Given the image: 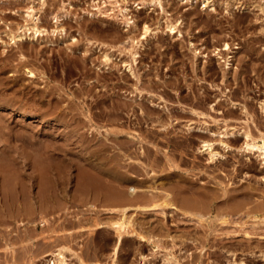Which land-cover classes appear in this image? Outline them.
Returning <instances> with one entry per match:
<instances>
[{
    "label": "rangeland",
    "instance_id": "rangeland-1",
    "mask_svg": "<svg viewBox=\"0 0 264 264\" xmlns=\"http://www.w3.org/2000/svg\"><path fill=\"white\" fill-rule=\"evenodd\" d=\"M163 1L164 10L158 0H0V264H183L165 260L168 251L186 264H227L233 254L264 264V225L254 229L246 215L249 207L264 216L253 196L264 191V153L244 149L241 135L224 138L229 147L215 139L224 157L213 160L199 146L225 129L250 128L263 142L264 0ZM165 16L182 31L169 32ZM153 175L177 179L179 193L199 176L197 206L220 201L232 222L210 227L176 209L129 207L135 222L115 254L119 230L108 221L120 218L121 201L108 195L129 176ZM156 224L194 233L165 236L149 228ZM57 248L64 262L47 255Z\"/></svg>",
    "mask_w": 264,
    "mask_h": 264
},
{
    "label": "bare ground",
    "instance_id": "bare-ground-1",
    "mask_svg": "<svg viewBox=\"0 0 264 264\" xmlns=\"http://www.w3.org/2000/svg\"><path fill=\"white\" fill-rule=\"evenodd\" d=\"M153 1V0H152ZM205 1H209V0H204V2ZM158 2H159V4L162 6V9L164 10L165 9V5H164V3H165V1H163V0H158ZM193 9V8H192ZM193 12V11H192ZM28 14H31V11H28ZM188 14H190L191 15V13L190 12H188ZM193 14V13H192ZM194 15V14H193ZM166 17V16H165ZM190 17V16H189ZM33 18V17H32ZM32 21H33V19H31ZM36 19L34 18V21H35ZM131 20L130 19H128V22H130ZM176 21V20H175ZM132 22V21H131ZM135 22V21H134ZM150 22V21H149ZM162 23V21L160 20V19H158L157 20V24H161ZM143 25V31H142V33H140V34H142V36H145V33H147V31L149 30V29H151V24L150 23H148L147 22V20H145L144 21V23L142 24ZM18 27H20V26H18ZM165 27H166V29L169 31V32H174L175 31V28H176V30L179 32V31H182L181 30V28H179V24L177 23V22H173L169 17H166V20H165ZM260 27V26H259ZM30 28V26L29 27H27V29H29ZM34 29V34L33 35H38L40 32H38V30H39V28L38 27H35V25H34V27H33ZM23 30H24V28H23ZM32 30V31H33ZM32 31H30V32H32ZM16 32V31H15ZM21 32V31H20ZM27 31L26 30H24V32H21V33H18V32H16L17 33V37L14 35L13 36V40H15L16 41V39L18 38V39H23V38H25V36L27 35V33H26ZM38 32V33H37ZM12 33H14V32H12ZM11 33V34H12ZM15 33V34H16ZM180 33V32H179ZM196 35V34H195ZM129 37V36H128ZM15 38V39H14ZM132 38V37H131ZM58 40V39H57ZM140 40V39H139ZM227 41V40H226ZM18 42V40L16 41V43ZM191 43L192 44H194L192 41H191ZM254 43V42H253ZM224 49L225 48H228L229 46H228V43H224ZM250 45V44H249ZM253 45V44H252ZM252 45H251V47H252ZM80 46V45H79ZM136 47V46H135ZM134 47V48H135ZM253 47H254V45H253ZM79 48V47H78ZM133 48V49H134ZM133 49H131V50H133ZM223 49V48H222ZM22 50V49H21ZM138 50V49H137ZM137 50H134L131 54L133 55V60H137L138 59V51ZM17 51V50H16ZM18 51H20V50H18ZM18 51L16 52V56L18 55ZM196 52H197V48H196V50H195ZM255 51V50H254ZM253 51V52H254ZM177 52V51H176ZM218 52H220V51H218ZM21 53V52H20ZM22 54V53H21ZM142 54H144V53H142ZM141 54V55H142ZM178 54V53H177ZM249 54V53H248ZM252 54V53H251ZM22 55H24V54H22ZM22 55H21V57H22ZM11 56H12V54H11ZM20 56V55H19ZM104 56H105V58H107L106 60H108V59H110L111 58V54L110 53H108V52H106L105 54H104ZM12 57H14V56H12ZM143 57V56H142ZM141 57V58H142ZM250 57V56H249ZM11 58V57H10ZM17 58H18V56H17ZM84 58V57H83ZM19 59H20V57H19ZM229 59V58H228ZM14 60V59H13ZM17 62V61H16ZM15 62V63H16ZM129 62V61H128ZM133 62H135V61H133ZM2 64V63H1ZM259 64V63H258ZM23 65V64H22ZM19 66H21L20 64H19ZM24 66H27L26 65V63H25V65ZM24 66H23V68H24ZM16 67H17V65H16ZM20 67H18V69H19ZM33 68V67H32ZM214 68V67H213ZM15 70H17L16 68H14ZM31 69V68H30ZM130 69L133 71V69H132V67H130ZM20 70H22V69H19V71ZM246 70V69H245ZM32 71V74H34L33 72H34V70H31ZM208 71V70H207ZM206 71V72H207ZM212 73V72H211ZM245 74V73H244ZM140 75V74H139ZM240 76V75H239ZM175 78V77H174ZM141 79V78H140ZM224 79V78H223ZM183 80V79H182ZM168 83V82H167ZM172 84H174V83H172ZM171 84V85H172ZM176 86V85H175ZM252 87V86H251ZM170 88V87H169ZM177 90V89H176ZM169 93V92H168ZM236 93V92H235ZM206 95V94H205ZM235 95V94H234ZM233 95V96H234ZM195 97V96H194ZM193 97V98H194ZM207 98V97H206ZM192 99V98H191ZM263 99V98H262ZM199 100V99H198ZM233 103V102H232ZM235 103V102H234ZM217 104V103H216ZM208 105V104H207ZM211 105L213 106L214 105V103H212L211 102ZM204 106V105H203ZM248 106V105H247ZM237 107V106H236ZM243 107V106H242ZM262 107L264 108V102L262 103ZM261 107V108H262ZM131 109H132V107H130ZM254 110V109H253ZM252 110V111H253ZM16 111V110H15ZM197 111H198V109H197ZM178 114V113H177ZM246 114V113H245ZM256 114V113H255ZM22 117H30L31 115H30V113L29 112H27V111H21V114H20ZM33 115V114H32ZM170 115V114H169ZM172 116V115H171ZM236 117V116H235ZM177 119V118H176ZM172 119L170 118V121H171ZM174 120V119H173ZM218 120V119H217ZM28 122V121H27ZM258 123H260V122H258ZM33 124V123H32ZM201 125V124H200ZM198 126V129H199V132L200 131H202V132H204V133H206V132H208L209 131V133H211V130H210V127L209 126H204L203 124V126ZM207 125V124H206ZM224 125V124H223ZM262 125V124H261ZM191 124L189 123V127L188 128H191ZM246 126V125H245ZM240 127V126H239ZM264 127V126H263ZM225 128V127H224ZM223 128V129H224ZM233 128V127H232ZM237 128V127H236ZM229 129V128H228ZM250 129V128H249ZM249 129H244L243 128V130L242 129H234V130H222V131H219V130H217L216 132L215 131H212V133L211 134H213V135H216V137L214 136H211V134H210V138H206V137H204L203 138V140H202V143H201V145H199L200 147H201V149H205V150H207L208 151V153H209V158L210 159H214L215 157H219V156H223L224 154H221V152H219L217 149H215V147L213 146L214 145V140L215 139H219L220 140V142H222V144H225V146L226 147H229L225 142H224V138H226V137H231V136H234V137H238L239 135H241L243 138H244V141H243V148L244 149H247V150H250V151H252V150H255V149H259V151H260V153H264V137H263V135H261L262 136V143H259V141L257 140L258 138H257V136H255ZM123 130V129H122ZM252 130V129H251ZM201 132V133H202ZM144 133V132H143ZM139 134V133H138ZM131 136H132V134H131ZM218 136V137H217ZM133 137V136H132ZM193 138V137H192ZM186 139V138H185ZM196 139V138H195ZM82 140V139H81ZM235 140V139H234ZM237 140H238V138H237ZM191 142H193V141H191ZM151 143V142H150ZM217 143V142H216ZM231 143V142H230ZM138 146V145H137ZM153 146V145H152ZM155 146V145H154ZM217 146V145H216ZM142 148V147H141ZM168 155V154H167ZM224 157V156H223ZM176 159V158H175ZM224 159V158H223ZM168 160V159H167ZM174 160V159H173ZM221 161H223V160H221ZM174 162V161H173ZM226 162V161H225ZM176 163V162H175ZM179 166V165H178ZM133 167H135V166H133ZM201 167V166H200ZM223 167V166H222ZM203 169V168H202ZM217 169V168H216ZM219 169V168H218ZM136 170V169H135ZM116 172V171H115ZM135 172H137V171H135ZM145 172V171H144ZM149 172V171H148ZM118 173V172H117ZM120 173V172H119ZM118 173V174H119ZM122 173V172H121ZM121 173H120V175H121ZM211 173V172H210ZM125 174V173H124ZM123 174V175H124ZM141 174V173H140ZM145 174H147V173H145ZM180 174L182 175L183 173H181L180 172ZM179 174V175H180ZM115 175V174H114ZM123 175H122V177H123ZM178 175V176H179ZM194 176L196 175V174H193ZM126 176H128V175H126ZM126 176H125V178H126ZM189 176V175H188ZM214 176V175H213ZM120 177V176H119ZM168 177V179H170V180H162V178L161 177H157V176H148L147 178H145V179H143L142 177L140 178V179H142V180H139V178H138V180H137V177H134L135 179L134 180H132V176L130 177H128V178H130V179H127L128 180V183H126L125 185V188H122V189H119V190H117V195L115 194V196H113V195H108V199H110V200H118V201H121V202H119L120 204V206H118L119 208H120V211H121V216H120V218L118 217V219H116V220H109L108 222L112 225V226H114V227H116L118 230H116V231H118L119 232V235H118V237H117V239H116V245H115V254L117 253V250H118V247H119V244H120V242L122 241V239H123V237H122V235H123V233L124 232H126V230H127V224H131V223H134L135 221L133 220V222H132V220L129 218V215L127 214V210H128V208L129 207H133V208H135V210L136 209H142V210H150V209H153V208H158V207H160L161 209H162V213L163 214H166L167 213V208H171L170 210H179L181 213H183L184 214V216L185 217H187L186 219H188L189 221H194V219H197L198 221H200V222H205L206 223V225H209L210 227H213V225H216V223H215V221H217V222H219V223H222V225H224V223H226V222H232V220L229 218V216H231L233 213L230 211H224L223 210V207L221 206V204H222V202H220L219 201V203H217V205H215V206H213V207H210V208H207V210H204L202 207L200 208L199 206H197L198 205V203H200L201 204V202H199L197 199L198 198H196V196H195V192L196 193H200V191H199V184H197V180L195 181V179H198L199 178V176H197L198 178H196V177H189L190 178V180L191 181H189V183H191V185H192V187H190L189 189H187V188H185L184 189V191H183V193H179V191H176L175 190V182H177V181H175V180H177V179H174L172 176H170V178H169V176H167ZM183 176H181V178L179 177V182H180V179L181 180H183L182 182H186L187 183V181L189 180V179H187L186 178V180L187 181H184V177H185V175H184V179L182 178ZM193 178V179H192ZM174 179V180H173ZM208 179V178H207ZM230 179V178H229ZM121 181L123 180V178L122 179H120ZM200 180V179H199ZM175 181V182H174ZM195 181V182H194ZM123 182V181H122ZM125 182V181H124ZM123 182V183H124ZM169 182V183H168ZM174 182V183H173ZM181 182V183H182ZM223 183L224 181L223 180H221V181H218L217 183ZM183 184V183H182ZM185 184V183H184ZM225 184V183H224ZM188 185V184H187ZM209 186H210V184H208ZM190 186V185H189ZM204 186H206V185H204ZM209 186H206V187H209ZM256 186V185H255ZM188 187V186H187ZM211 187V186H210ZM245 187V186H244ZM257 187V186H256ZM205 188V187H204ZM212 188V187H211ZM213 188H214V186H213ZM244 189H246V188H244ZM244 189H242L241 191H243ZM181 190V189H180ZM227 190H229V189H227ZM231 190V189H230ZM235 189H233V191H234ZM239 192H240V190L239 189H237ZM217 190H215V192H216ZM232 191V192H233ZM236 191V190H235ZM246 191V190H245ZM245 191H243L244 193H245ZM253 191V190H252ZM202 192H204V190L202 191ZM218 192V191H217ZM225 193L227 192V191H224ZM247 192H248V190H247ZM219 193L221 194V190L219 191ZM223 193V192H222ZM234 193H236V192H234ZM238 193V192H237ZM236 193V194H237ZM224 194V193H223ZM231 194V192L229 193V195ZM235 194V195H236ZM246 194V193H245ZM202 195H203V193H202ZM234 195V197L233 198H235L236 196ZM241 195V194H240ZM244 195V194H243ZM257 196V199L258 200H260L261 201V205H264V191L262 190L260 193H258V194H256V193H253V196ZM233 195H231V197H232ZM254 196V197H255ZM114 197H116L115 199H114ZM220 197V196H219ZM226 197L228 198L229 196L228 195H226ZM239 197V195L236 197V198H238ZM251 197V196H250ZM227 198H225L224 197V199L226 200ZM222 199V198H221ZM252 199H254V198H252ZM227 200H230V199H227ZM233 200V199H232ZM239 200V199H238ZM255 200H256V198H255ZM258 200H256V201H258ZM216 201H218V200H216ZM222 201V200H221ZM240 201V200H239ZM204 202V201H203ZM225 202V201H224ZM228 202V201H227ZM221 203V204H220ZM258 203V202H257ZM231 204V203H230ZM252 204H254V202L252 203ZM249 205H251V204H249ZM259 205V204H258ZM90 206V205H89ZM93 206V205H92ZM237 206V205H236ZM246 206H248V205H246ZM112 207H114V206H112ZM117 207V206H116ZM243 208V207H242ZM246 208V207H245ZM88 209V208H87ZM90 209V208H89ZM241 209V208H240ZM238 211V210H237ZM245 211V210H244ZM259 211V210H258ZM258 211H256L254 208H246V215L248 216H251L252 215V217H254L255 218V220H254V218H253V220L252 221H254V223L252 224V226L254 227V229H255V227H260L261 225H264V216L262 217V216H259L258 215ZM243 212V211H242ZM241 212V213H242ZM263 212V211H262ZM234 214H237V213H235L234 212ZM244 214V213H243ZM258 217V218H257ZM237 219V218H236ZM248 219H250V217L248 218ZM196 220V221H197ZM235 220V219H234ZM239 220V219H238ZM244 220V219H243ZM138 221V220H137ZM141 221V220H140ZM142 221H145V222H148V216H145L144 217V219L142 220ZM191 221V222H192ZM195 221V222H196ZM240 221V220H239ZM242 221V220H241ZM248 221H250V220H248ZM184 222V221H183ZM243 222V221H242ZM98 223H104V222H98ZM184 223H186V222H184ZM198 223V222H197ZM235 224H237L236 222H234ZM162 224V223H161ZM199 224H201V223H199ZM249 224V223H248ZM247 224V225H248ZM101 225V224H100ZM144 225V224H143ZM146 225V224H145ZM159 225V224H158ZM194 225V224H193ZM202 225V224H201ZM228 225V224H227ZM161 226V225H160ZM205 226V225H204ZM244 226H245V223H244ZM156 227V228H155ZM230 227V226H229ZM243 227V226H242ZM251 227V226H250ZM151 230L153 229V228H155V230L156 229H158L159 230V233L160 234H162V235H165V236H172V237H177L178 235L181 237V236H186V237H189L190 235H192L193 233H194V231L191 229V228H189V229H187L186 231H184L183 233H179V234H177V233H172V231L170 230V229H168L167 227H166V225H164V226H161L160 228L157 226V224H156V226H151L150 225V227H149ZM145 229V228H144ZM249 229V228H248ZM256 229H258V228H256ZM261 229V228H260ZM263 229V228H262ZM148 232V231H147ZM212 231H210V233H211ZM149 233H150V231H149ZM199 233V232H198ZM203 233H204V231H203ZM208 233V232H207ZM206 233V234H207ZM215 233H216V231H215ZM230 233V232H229ZM251 233H253V232H251ZM251 233H249V231H245V235L246 236H251ZM254 233H256V232H254ZM264 233V232H263ZM225 234H228L227 232L225 233ZM231 234V233H230ZM195 235H196V233H195ZM232 235V234H231ZM258 235V234H257ZM256 235V236H257ZM143 236H146V235H144L143 234ZM221 236H224V234L223 235H221ZM260 236V235H259ZM262 236L264 237V234H262ZM169 237V238H170ZM196 237H198V236H196ZM226 237V236H225ZM252 237H253V234H252ZM255 237V236H254ZM142 238V240L143 239H147V240H151V238H146V237H141ZM182 238V237H181ZM204 239H206V240H209V241H212V239L214 238V237H203ZM217 238V237H216ZM224 238V237H223ZM227 238V237H226ZM165 239V238H164ZM178 239V238H177ZM176 239V240H177ZM201 239V238H200ZM222 239V238H221ZM159 238L156 240V241H158L159 242ZM170 241V240H169ZM172 241V240H171ZM214 241V240H213ZM234 241V240H233ZM232 241V242H233ZM236 241V240H235ZM230 242V241H229ZM231 242V243H232ZM202 243V242H201ZM237 243V242H236ZM158 244H160V242L158 243ZM168 244V243H167ZM169 244H170V242H169ZM172 244V243H171ZM173 244H175V239H173ZM223 245V244H222ZM221 245V246H222ZM227 244H225V246L224 247H229V248H225L226 249V252L227 253H229V252H231V250H233V248H234V250H235V247H234V245H232L233 246V248L231 249V246H229L230 244H228L227 246H226ZM243 245V244H242ZM167 246V245H166ZM240 246V245H239ZM238 246V247H239ZM258 246V245H257ZM200 247H203V246H200ZM236 247H237V245H236ZM241 248H243L242 246H240ZM245 247V246H244ZM255 247V246H254ZM222 248V247H221ZM241 248H239V249H241ZM247 249H248V246L246 247ZM257 248V247H256ZM57 249H58V251H57ZM56 249V251L55 252H53V253H47V255H53V256H56L58 259L57 260H59V261H65L64 260V252H63V249H60V248H57ZM172 249H173V247H172ZM224 249V248H223ZM262 249V248H261ZM248 251H250L249 249H248ZM223 252V251H222ZM235 252V251H234ZM254 252V251H253ZM230 254V253H229ZM230 256V255H229ZM233 256H234V254H233ZM233 256L232 257H230L229 259H228V261L226 262L227 264H247L246 263V260H240V261H237L236 259H234L233 258ZM227 257H228V254H227ZM47 259H45V261H46ZM48 260H49V258H48ZM165 260H169V261H174L175 263H183V264H186V263H184V262H181L180 261V259L177 257V256H174L173 255V253L172 252H167L166 253V256H165ZM52 263H54V260H53V262ZM190 264V263H189ZM192 264V263H191ZM195 264V263H194ZM213 264V263H212Z\"/></svg>",
    "mask_w": 264,
    "mask_h": 264
}]
</instances>
